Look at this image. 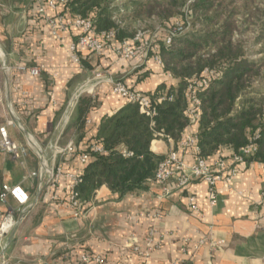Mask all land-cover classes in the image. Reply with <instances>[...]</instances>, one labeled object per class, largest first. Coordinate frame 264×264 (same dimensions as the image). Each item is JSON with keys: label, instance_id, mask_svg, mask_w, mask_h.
I'll use <instances>...</instances> for the list:
<instances>
[{"label": "crops", "instance_id": "1", "mask_svg": "<svg viewBox=\"0 0 264 264\" xmlns=\"http://www.w3.org/2000/svg\"><path fill=\"white\" fill-rule=\"evenodd\" d=\"M62 36L61 43L50 35L31 0H0V125L12 118L10 137L28 148L24 164L0 150V189L20 185L29 195L25 205L11 197L0 202V222L8 211L15 220L0 237V264H87L80 260L84 253L100 256L101 264H264V163L259 161L219 181L214 202L203 180L178 188L176 173L165 186L152 178L121 197L101 185L74 217L69 180L50 187V170L55 163L65 172L79 169L78 154L95 142L101 119L128 103L108 81L95 80V71L105 70L152 96L160 85L175 89L179 80L152 58L138 62L81 52L90 67L75 63L67 47L76 33ZM39 65L44 68L38 76L18 68ZM55 143L74 152L54 157ZM173 144L172 138H154L150 151L165 156ZM232 152L221 146L209 157L219 153L229 159ZM177 153L193 162L187 151ZM190 195L197 210L188 206Z\"/></svg>", "mask_w": 264, "mask_h": 264}, {"label": "trees", "instance_id": "2", "mask_svg": "<svg viewBox=\"0 0 264 264\" xmlns=\"http://www.w3.org/2000/svg\"><path fill=\"white\" fill-rule=\"evenodd\" d=\"M126 1L133 6L131 11L124 8ZM68 10L93 18L96 30H112L118 40L131 39L139 30L170 29L178 19L184 25L169 45L157 41L162 67L178 78L177 87L166 91L164 85L158 86L152 96L156 110L152 118L127 103L101 119L95 143L104 152L84 149L90 161L78 186L82 200L90 199L101 185L119 197L144 188L165 157L150 151L151 141L158 137L155 132L162 131L178 144L189 122L188 81L205 68L222 75L197 92L199 155L209 157L221 146L238 151L254 141L256 150L248 161L264 163V0H74ZM142 22L148 25L141 27ZM256 26L252 44L259 43L262 55L250 59L243 40ZM84 58L82 63L90 67ZM164 90L173 98L155 102Z\"/></svg>", "mask_w": 264, "mask_h": 264}, {"label": "built area", "instance_id": "3", "mask_svg": "<svg viewBox=\"0 0 264 264\" xmlns=\"http://www.w3.org/2000/svg\"><path fill=\"white\" fill-rule=\"evenodd\" d=\"M36 7L37 14L44 21L51 36L63 42V34L75 31L76 40L68 47L70 59L79 63L82 56L80 53L85 52L92 54H102L104 52L111 53L119 58L125 60H135L144 62L148 58H152L156 63L161 64V58L158 50L157 41L162 39L165 45L171 43L172 37L180 33L184 29L183 22L180 19L175 21V25L170 29L161 28L159 31L150 32L148 30H139L131 39L118 40L112 30H96L95 20L90 17L81 15H70L68 13V6L74 0H31ZM67 10V12H66ZM151 52V53H150ZM19 69L28 70L31 76L40 75L43 66H33L26 68L25 66H18ZM93 78L97 81L106 80L110 83L112 91L125 98L128 103H134L139 107L141 113L149 117L156 114L153 106L152 95L144 94L133 90L124 82L114 80L108 72L98 69L93 74ZM222 75L221 71L216 69L205 68L199 77H194L188 81L186 99L187 107L185 114L188 118V127L183 132L178 144H173L165 155L164 159L158 164L153 181L164 185L166 182L178 173L177 187L184 188L191 180H203L207 184V197L210 202L216 199V184L219 181H228L238 172V168L245 164L254 161L248 159L254 154L256 146L254 141H250L247 145L241 147L238 151L232 152L229 159L221 154L213 157H202L199 155L197 128L192 129L193 126L198 125L200 115V99L198 98V91H202L209 86V84ZM173 95L163 94L155 98V102H161L164 99L171 100ZM2 94L0 93V103H2ZM12 118L6 117L5 122L0 125V150L10 155L12 159L18 160L24 164L25 158L28 154V148L25 145L13 140L8 132V127L13 126ZM153 121H151V126ZM158 137L171 138L165 135L162 131H156ZM157 137V138H158ZM258 138V133L254 135V140ZM94 152L103 153L104 149L99 143H91L88 147ZM54 157L63 155L64 153H73L74 148L71 146L62 147L55 143L53 145ZM177 149L187 151L193 156L191 164L185 163L178 156ZM130 155L129 152H123ZM79 169L72 172H65L60 163H55L49 173L48 182L50 187L56 189L63 178L69 180V192L67 196L68 205L73 210L75 218L83 213L85 205L84 200L81 199L78 186L82 183L83 169L90 161V155L83 150L77 157ZM167 194V190H165ZM11 197L18 205H25L29 201L28 193L20 185L3 184L0 189V202L5 203ZM57 198V195H53ZM195 197L190 195L188 197V206L191 210H197ZM15 225V220L12 211H8L2 221L0 222V237L8 233ZM80 260L84 263L101 264L102 258L94 256L89 253L81 255Z\"/></svg>", "mask_w": 264, "mask_h": 264}, {"label": "rangeland", "instance_id": "4", "mask_svg": "<svg viewBox=\"0 0 264 264\" xmlns=\"http://www.w3.org/2000/svg\"><path fill=\"white\" fill-rule=\"evenodd\" d=\"M148 25L147 23H141V27ZM161 28H165L162 26H158L155 31H159ZM258 32V26L255 27V30H249L247 32V35L245 36V39L243 40L244 42V49L246 50V55L250 58V59H258V57H261V53L258 52L259 50V43L256 45L252 44V41H254V38L256 36Z\"/></svg>", "mask_w": 264, "mask_h": 264}, {"label": "bare ground", "instance_id": "5", "mask_svg": "<svg viewBox=\"0 0 264 264\" xmlns=\"http://www.w3.org/2000/svg\"><path fill=\"white\" fill-rule=\"evenodd\" d=\"M97 71V70H96Z\"/></svg>", "mask_w": 264, "mask_h": 264}]
</instances>
